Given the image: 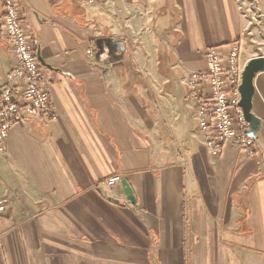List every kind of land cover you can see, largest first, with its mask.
Returning a JSON list of instances; mask_svg holds the SVG:
<instances>
[{
  "label": "crops",
  "instance_id": "0c3cea01",
  "mask_svg": "<svg viewBox=\"0 0 264 264\" xmlns=\"http://www.w3.org/2000/svg\"><path fill=\"white\" fill-rule=\"evenodd\" d=\"M18 3L52 67L51 109L15 126L0 154V264H185L188 237L210 253L213 234L231 252L218 264H264V71L254 154L210 153L195 119L209 84L194 98L187 85L211 48L227 59L239 45L243 66L264 57V0ZM103 42L124 50L100 59ZM14 54L0 43L2 82ZM114 175L134 201L107 186Z\"/></svg>",
  "mask_w": 264,
  "mask_h": 264
},
{
  "label": "built area",
  "instance_id": "2783aa9c",
  "mask_svg": "<svg viewBox=\"0 0 264 264\" xmlns=\"http://www.w3.org/2000/svg\"><path fill=\"white\" fill-rule=\"evenodd\" d=\"M89 4L95 0H84ZM0 43L9 42L14 49V64L6 74V81L0 78V154L5 153L11 130L17 125L27 124L39 114H48L51 96L43 83V67L40 63L34 40L23 27L18 0H1ZM92 55L91 51H88ZM245 66L241 63V47L234 45L227 59L216 48L206 55L203 71L194 72L187 81L190 97L194 98L199 83L206 82L210 98L199 101L195 119L204 136V144L212 155H220L232 146L246 149L254 154L255 139L247 133L251 124L246 120L240 106V86ZM121 175L110 177L109 188L122 185ZM6 210V200L0 201V213Z\"/></svg>",
  "mask_w": 264,
  "mask_h": 264
},
{
  "label": "water",
  "instance_id": "95a60500",
  "mask_svg": "<svg viewBox=\"0 0 264 264\" xmlns=\"http://www.w3.org/2000/svg\"><path fill=\"white\" fill-rule=\"evenodd\" d=\"M37 56L43 67L52 69L42 58L40 50L37 51ZM264 71V57H257L248 62L245 66L242 84L239 88L241 94L240 106L244 110L246 120L251 124V130L247 133L251 138L256 139V135L261 128V121L253 114V97L255 94V78L260 72ZM124 193L129 201H134L133 191L126 180L122 181Z\"/></svg>",
  "mask_w": 264,
  "mask_h": 264
},
{
  "label": "rangeland",
  "instance_id": "374dc122",
  "mask_svg": "<svg viewBox=\"0 0 264 264\" xmlns=\"http://www.w3.org/2000/svg\"><path fill=\"white\" fill-rule=\"evenodd\" d=\"M212 223H214V221H212ZM198 230V228H196ZM204 237L202 236H196L194 238V236H190L188 237V243H192V244H197L196 245V251L193 252H185V264H201L203 262V260H209L210 259V264H218V262L221 261H228L229 257L231 255V252L227 250V248L225 246H221V236L218 234H213L210 238H211V251L210 253L206 251L205 246H204V242L202 241ZM196 241H195V240ZM206 248H207V241L205 243Z\"/></svg>",
  "mask_w": 264,
  "mask_h": 264
},
{
  "label": "trees",
  "instance_id": "16d2710c",
  "mask_svg": "<svg viewBox=\"0 0 264 264\" xmlns=\"http://www.w3.org/2000/svg\"><path fill=\"white\" fill-rule=\"evenodd\" d=\"M119 48L121 50H119ZM112 50H116L117 52L118 51H123L124 50V44L123 43H120V42H117L115 45H108L106 48H105V45H104V42L101 43V46L97 45L96 46V49H95V54L97 55L98 58H103L104 54L107 53V51L110 53Z\"/></svg>",
  "mask_w": 264,
  "mask_h": 264
}]
</instances>
